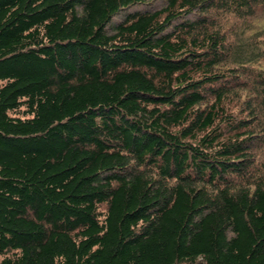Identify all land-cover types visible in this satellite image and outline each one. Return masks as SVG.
I'll use <instances>...</instances> for the list:
<instances>
[{"label": "trees", "instance_id": "obj_1", "mask_svg": "<svg viewBox=\"0 0 264 264\" xmlns=\"http://www.w3.org/2000/svg\"><path fill=\"white\" fill-rule=\"evenodd\" d=\"M152 1L0 0V264H264V0Z\"/></svg>", "mask_w": 264, "mask_h": 264}, {"label": "rangeland", "instance_id": "obj_2", "mask_svg": "<svg viewBox=\"0 0 264 264\" xmlns=\"http://www.w3.org/2000/svg\"><path fill=\"white\" fill-rule=\"evenodd\" d=\"M164 0H154L152 2L148 3H141V4H135L130 7L131 9H137V8H157L163 4ZM124 12L121 13L123 15Z\"/></svg>", "mask_w": 264, "mask_h": 264}]
</instances>
